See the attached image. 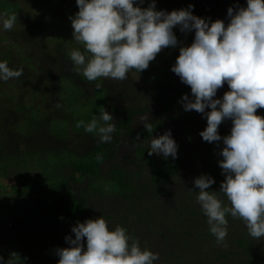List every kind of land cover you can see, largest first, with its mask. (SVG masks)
Listing matches in <instances>:
<instances>
[{
  "label": "rangeland",
  "instance_id": "374dc122",
  "mask_svg": "<svg viewBox=\"0 0 264 264\" xmlns=\"http://www.w3.org/2000/svg\"><path fill=\"white\" fill-rule=\"evenodd\" d=\"M0 3L14 6L13 11L5 12L0 5V62H7L12 70H23L19 78L7 82L0 80V167H7L4 173L0 168L1 192L9 193L8 185L16 181V176L25 180L41 172L29 152L36 155L40 151L62 153L61 159L66 160V154L80 158L89 153L96 146V138H90L87 132L79 130L76 127L78 121L87 124L88 116L93 113L99 119L104 110L112 114L143 106L151 99L152 88L148 82L162 85V93L157 97L161 99H169L178 88L186 85L173 72L165 75L163 83L160 72L170 61H176L181 47L193 43L195 30L182 33L179 26L174 27L177 45L163 49L146 70L140 73L130 70L126 80L99 78L88 81L82 74V68L74 70L70 58L71 51L77 49L86 57L89 55L73 37L70 17L74 18L79 11L76 0H1ZM150 3L151 0H144L143 3L135 0L134 6L143 9ZM189 5H192L191 9ZM230 7L235 14L238 8L247 7V0H155L156 11L190 10L192 15L205 19L209 25L222 20L227 26ZM4 13L17 15V21L9 31L3 29ZM96 84L101 87L97 89ZM229 90L225 83L214 99L222 100ZM189 100L194 101V97ZM18 105L25 107L24 112L18 111ZM183 105L184 101L177 102L175 107L170 108L168 116L159 112V101H150L148 106V115L154 112L156 121L165 123V129L161 134H152L147 151L142 156L165 158L163 154L149 156L148 151L153 138L170 131L177 150H180L174 176L152 195L149 189H138L147 181V163L141 162V157L137 159L128 144L122 143L117 154L102 163L100 173L104 174L109 164L121 169V173H127L128 179L140 192L133 190L129 199H122L111 197V191L103 187L101 190L104 193L99 197L93 195L86 202L89 217L83 216L81 223L88 218L101 217L107 222L109 230L123 227L130 237V244L134 239L142 250L159 254V259L153 264H264V237H251L244 221L229 215L226 216L227 237L218 244L197 201L199 189L194 181L205 175L215 181L208 190L215 192L223 206H229L226 196L219 192L225 180L219 161L223 159L220 155L224 147L223 137L230 135L232 120L226 119L219 126L218 133L222 139L209 143L203 140L200 133L207 127L206 113L211 109L206 108L202 114L195 110L185 111ZM28 107H31L32 114H29ZM258 115L264 117V112ZM29 120L33 122L29 123ZM59 127L65 130L61 138L51 134L53 128ZM184 129L189 131L186 135L182 133ZM23 153L31 160L26 159ZM12 156L24 160L29 169L32 167L30 173L16 175L19 172L14 166L17 158L12 159ZM102 185L99 178L83 177L78 181L79 187L99 189ZM1 196L3 199L0 202L6 197ZM136 196H139V205H135ZM2 205L0 208H3ZM76 225L77 222L62 220L47 234L40 233L34 240L15 238L20 244H39L40 248L33 250L32 261L27 264H58L60 257L57 249L71 246L65 237L75 238L71 229ZM6 231L5 221L0 219V238L6 236L12 241L11 234ZM236 240L247 246H237ZM83 243L86 249V238ZM178 254L182 255L181 260L179 258L175 262Z\"/></svg>",
  "mask_w": 264,
  "mask_h": 264
},
{
  "label": "clouds",
  "instance_id": "9594fccd",
  "mask_svg": "<svg viewBox=\"0 0 264 264\" xmlns=\"http://www.w3.org/2000/svg\"><path fill=\"white\" fill-rule=\"evenodd\" d=\"M76 3L79 11L70 17L73 37L89 55L77 49L71 51L70 58L74 70L82 68L88 81L126 80L130 70H146L163 49L177 45L174 27L179 26L182 33L195 30L193 43L180 48L171 68L190 86L194 97L193 101L183 96L184 110L203 114L206 108L211 109L206 113L207 127L200 133L209 143L222 139L218 128L226 119L233 123L230 135L223 137V159L219 161L225 174L219 192L226 196L229 206H223L215 192L208 190L215 181L205 175L194 181L199 189L197 201L218 244L227 237L229 215L243 220L251 237H264V117L256 114L264 109V0H247V7L238 8L235 14L230 7L227 26L222 20L209 25L190 10L156 11L155 0L143 9L134 6L135 0ZM16 21L15 13H4L3 29L11 30ZM22 75V69L12 70L7 62H0V80L7 82ZM225 83L230 90L222 100L214 99ZM100 87L96 84L97 89ZM113 119L104 110L99 121H78L76 127L96 132L101 142H110L115 125L109 122ZM144 128L148 133L153 131L150 124ZM152 154L177 157V144L170 131L151 140L148 155ZM71 231L75 238L65 237L71 246L57 249L58 264H153L159 259L158 253L142 250L136 240L130 244L123 227L109 230L101 217L78 222Z\"/></svg>",
  "mask_w": 264,
  "mask_h": 264
},
{
  "label": "trees",
  "instance_id": "16d2710c",
  "mask_svg": "<svg viewBox=\"0 0 264 264\" xmlns=\"http://www.w3.org/2000/svg\"><path fill=\"white\" fill-rule=\"evenodd\" d=\"M4 4L5 6L0 3L2 11L14 10V6L11 3ZM175 63L176 61L173 59L162 69L160 72L161 82L165 83L164 77L167 73L172 72L171 68ZM148 83L150 88H152L150 101H159V112L161 115L167 114L166 116H168L170 108L175 107L177 102L183 101V96L192 97L190 86L183 85L169 99L157 98L162 93V85L153 84V81ZM150 101H147L143 106H137L133 110H120L112 113L111 115L114 119L109 123L115 125V131L110 134L112 137L111 141L101 142L96 132L88 133L90 138H96V146L80 158H74L66 154V158H68L66 160L61 159L63 157L62 153L40 151L36 155L29 152V156L35 159L41 172L37 173V176L25 180L16 176V181L14 180L13 184L8 185V194L4 190L2 192L0 190V199H3L1 194L5 195V198H9H7L8 200L4 198L0 202V205L3 204V208H0V219L5 221L6 232L10 233V237H12V241H9L6 236L0 238V257H2L0 264H27L28 261H32L33 250H38L40 248L39 244L36 246L20 244L15 238L34 240L40 233L47 234L51 227L62 220H67L71 223H81L83 216L87 215L89 217V207L86 202L93 195L99 197L104 193L101 190L103 187L111 191L109 193L111 197L118 196L122 199H129V193L133 190L139 191L138 189H149L152 195L154 191H157L161 185L174 176L180 150H177L175 159L171 156L167 158H158L157 156L143 158L142 156L147 151V145H149V139L152 134H161L165 129V123L157 122L154 112H150V116L148 115ZM17 109L19 112H24L25 107L18 105ZM27 110L30 111L29 114H32L31 107H28ZM260 112H264V109H258L256 114L258 115ZM93 114L90 117L88 116V122H91L93 118L97 119ZM97 120L99 121V119ZM32 122V120H29V123ZM100 123L103 124L102 121ZM145 124L151 125L153 129L151 133L145 130ZM53 130L51 134L55 137L61 138L64 136V128H53ZM79 130L85 131L82 127ZM188 132L187 129L182 131L183 135ZM137 134H139V139H137ZM122 143L128 144L129 150L137 159L141 157V162L147 163V181L138 189L134 182L128 179L127 173L122 174L121 169L112 167L110 164L104 174L100 173L102 163L108 162L112 156L117 154V150ZM25 156L26 159L31 160V157L27 158L26 154ZM15 158L17 159L14 166L19 171L16 175L30 173L33 168L30 167L29 169L25 161L17 156L12 159ZM0 168L2 169V166ZM6 168L2 169V173H4ZM83 177L99 178L103 185L99 189L92 186L89 188L79 187L78 181ZM1 179H3L2 176ZM138 199L139 196H136L135 201L137 203L135 205H139ZM235 244L239 247L247 246L245 245L246 243L244 244L239 240H236ZM181 257V254L175 256V262L179 258L181 260Z\"/></svg>",
  "mask_w": 264,
  "mask_h": 264
}]
</instances>
